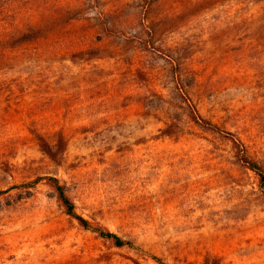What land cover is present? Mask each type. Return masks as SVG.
<instances>
[{
  "label": "rangeland",
  "instance_id": "obj_1",
  "mask_svg": "<svg viewBox=\"0 0 264 264\" xmlns=\"http://www.w3.org/2000/svg\"><path fill=\"white\" fill-rule=\"evenodd\" d=\"M191 104L264 165V0H0V264H264L258 177Z\"/></svg>",
  "mask_w": 264,
  "mask_h": 264
},
{
  "label": "trees",
  "instance_id": "obj_2",
  "mask_svg": "<svg viewBox=\"0 0 264 264\" xmlns=\"http://www.w3.org/2000/svg\"><path fill=\"white\" fill-rule=\"evenodd\" d=\"M149 2H151V0H149ZM44 33L45 30L43 28H36L31 26L29 30L21 33L19 36L14 38L12 41V45H18L28 41H32L42 36ZM80 53L83 54L86 53L89 54L90 56L95 55L93 54L94 53L93 49H88ZM185 99H190V98L185 97ZM191 106L192 107L190 109V116L195 122L213 131L224 134L225 136H227L229 139L232 140L235 148V155L238 161H240L244 166L248 167L249 169L255 172V174L258 177L259 186L264 192V165L260 163L258 160L251 158L247 154L243 142L239 138H236L233 132L227 131L217 123L213 122L212 120L203 117L202 114L199 112V110H197L193 104H191ZM175 125L176 124L174 122L167 124L164 128L161 129V132L158 135V137L173 135L175 131L174 130ZM33 133L36 139L38 140L42 152H44L53 161L60 163L64 157V154L68 146V140L64 131L58 130L54 140H50L49 138L46 137L45 134L35 129L33 130ZM43 179L53 189L58 202L64 207L66 212L71 217L76 219L82 227L95 230L100 236L111 240L112 243L116 246L122 247L127 243H129L128 240L118 235L110 228L102 225L100 222L93 221L85 217L81 213H79L75 201L68 193V189L66 185L61 182L58 176L48 174L47 176L43 177ZM155 259L159 261L160 264H167L157 256H155ZM132 260L135 264H142L136 258H132ZM221 263H222V257L220 255L216 253L208 252L201 263L186 262L185 264H221Z\"/></svg>",
  "mask_w": 264,
  "mask_h": 264
}]
</instances>
